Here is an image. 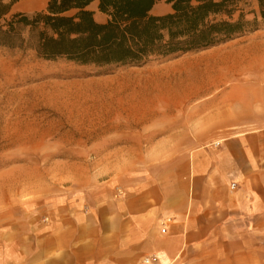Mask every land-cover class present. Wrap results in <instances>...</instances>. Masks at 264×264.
Masks as SVG:
<instances>
[{"label": "rangeland", "instance_id": "1", "mask_svg": "<svg viewBox=\"0 0 264 264\" xmlns=\"http://www.w3.org/2000/svg\"><path fill=\"white\" fill-rule=\"evenodd\" d=\"M4 3L31 14L46 0ZM238 8L248 18L258 9L255 1ZM165 11L164 2L155 9ZM233 93L261 96L254 112H264V22L217 47L110 74L0 46V264H38L42 254L40 264H52L39 231L56 214L84 210L62 201L105 184L121 200L163 177L217 135L209 116L228 110Z\"/></svg>", "mask_w": 264, "mask_h": 264}, {"label": "crops", "instance_id": "2", "mask_svg": "<svg viewBox=\"0 0 264 264\" xmlns=\"http://www.w3.org/2000/svg\"><path fill=\"white\" fill-rule=\"evenodd\" d=\"M162 2L166 11L155 13ZM89 8L98 22L107 21L97 1ZM170 12L165 0L152 10L155 15ZM246 96L230 94L229 109L208 119L209 131L217 135L194 147L163 177L132 186L121 200L115 197L116 189L105 184L62 201L65 210L77 205L84 210L79 215L56 214L52 226L39 231L42 244H52L49 261L264 264V112H254L261 96H251L248 102ZM45 229L52 236L45 237ZM84 229L90 235L83 233L82 238ZM44 256L38 257V264L45 262Z\"/></svg>", "mask_w": 264, "mask_h": 264}, {"label": "trees", "instance_id": "3", "mask_svg": "<svg viewBox=\"0 0 264 264\" xmlns=\"http://www.w3.org/2000/svg\"><path fill=\"white\" fill-rule=\"evenodd\" d=\"M95 1L107 17L104 23L89 8ZM160 1L48 0L44 10L29 14L0 0V46L31 48L46 61L66 60L110 74L217 47L264 22V0H165L172 12L155 15ZM244 1L257 3L251 18L239 13Z\"/></svg>", "mask_w": 264, "mask_h": 264}, {"label": "built area", "instance_id": "4", "mask_svg": "<svg viewBox=\"0 0 264 264\" xmlns=\"http://www.w3.org/2000/svg\"><path fill=\"white\" fill-rule=\"evenodd\" d=\"M232 187L234 188V187H235V184H233ZM164 225H165V224H163V226H164ZM165 231H166L165 228H163V229H162V233H165ZM145 262H146L147 264H149V263H150V260L147 259Z\"/></svg>", "mask_w": 264, "mask_h": 264}]
</instances>
